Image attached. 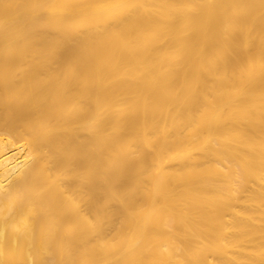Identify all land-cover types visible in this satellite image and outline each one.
<instances>
[{
  "label": "bare ground",
  "instance_id": "obj_1",
  "mask_svg": "<svg viewBox=\"0 0 264 264\" xmlns=\"http://www.w3.org/2000/svg\"><path fill=\"white\" fill-rule=\"evenodd\" d=\"M0 264H264V0H0Z\"/></svg>",
  "mask_w": 264,
  "mask_h": 264
}]
</instances>
